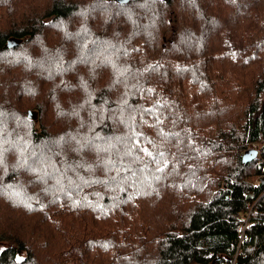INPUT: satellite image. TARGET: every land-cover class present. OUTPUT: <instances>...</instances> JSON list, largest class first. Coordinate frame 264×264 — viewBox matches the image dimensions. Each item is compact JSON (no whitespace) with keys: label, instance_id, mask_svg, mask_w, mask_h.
<instances>
[{"label":"trees","instance_id":"1","mask_svg":"<svg viewBox=\"0 0 264 264\" xmlns=\"http://www.w3.org/2000/svg\"><path fill=\"white\" fill-rule=\"evenodd\" d=\"M263 162L264 0H0V264H264Z\"/></svg>","mask_w":264,"mask_h":264},{"label":"rangeland","instance_id":"2","mask_svg":"<svg viewBox=\"0 0 264 264\" xmlns=\"http://www.w3.org/2000/svg\"><path fill=\"white\" fill-rule=\"evenodd\" d=\"M163 30H164V27H163ZM163 32V31H162ZM238 41V40H237ZM213 67H215L217 70H218V77H220L221 75H222V71L220 70V68L218 67V66H214L213 65ZM219 81L220 80H217L216 81V83H215V88H216V96H217V98L219 99V101H218V103H220V105L222 104L223 106H228V107H230V106H232V104L231 103H228L227 101H223L220 97H219V88H224V84H220V86H219ZM210 85V84H209ZM211 90H212V87H211ZM34 111V110H33ZM32 112V111H31ZM29 119H27L28 120V124L31 126V127H34V128H36V129H38V120H37V117H36V114H35V111H34V113L32 112V116L31 117H28ZM256 149V148H255ZM263 164H264V162H263ZM254 180V179H253ZM1 209H4V211L3 212H5V213H10L9 212V210H7V209H10L9 207H7L6 205H3V204H1L0 203V210ZM11 212H15V210L14 209H11L10 210ZM0 222H11V224L14 226V227H16L18 224H19V221H17V220H15L14 218H12V217H8V218H6L5 220H0ZM0 250H1V246H0ZM22 256H23V254L22 253H19L16 257L18 258V259H21L22 258Z\"/></svg>","mask_w":264,"mask_h":264},{"label":"water","instance_id":"3","mask_svg":"<svg viewBox=\"0 0 264 264\" xmlns=\"http://www.w3.org/2000/svg\"><path fill=\"white\" fill-rule=\"evenodd\" d=\"M116 1H125V0H116ZM17 42H18V40H14L12 38L8 39L5 43V47H11V46L15 45ZM31 116H32V112L29 110L27 112V117H31ZM256 154H257L256 149L248 148V149L244 150L240 156V163L242 165L246 164L250 160L254 159Z\"/></svg>","mask_w":264,"mask_h":264},{"label":"built area","instance_id":"4","mask_svg":"<svg viewBox=\"0 0 264 264\" xmlns=\"http://www.w3.org/2000/svg\"><path fill=\"white\" fill-rule=\"evenodd\" d=\"M248 213H249V211L247 212L246 215H248ZM247 226H248L247 218L244 217V218H243V223L241 224V227H240V230H239V233H238V235H239V241H240V242H242V241H244V240L246 239V235H245L244 230H245V228H246ZM230 264H233V261H231Z\"/></svg>","mask_w":264,"mask_h":264},{"label":"snow or ice","instance_id":"5","mask_svg":"<svg viewBox=\"0 0 264 264\" xmlns=\"http://www.w3.org/2000/svg\"><path fill=\"white\" fill-rule=\"evenodd\" d=\"M143 151H145V152L147 153V155H149V156H151V155H152L150 152H147V150H146V149H143ZM160 155H161V156H163V153H161ZM34 163L43 164V163H44V161H43V160H41V159H39V158H37V161H34ZM158 170H161V171H162V169H158Z\"/></svg>","mask_w":264,"mask_h":264}]
</instances>
